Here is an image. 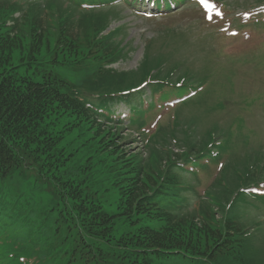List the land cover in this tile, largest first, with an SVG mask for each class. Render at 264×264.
I'll return each instance as SVG.
<instances>
[{"label": "rangeland", "instance_id": "obj_1", "mask_svg": "<svg viewBox=\"0 0 264 264\" xmlns=\"http://www.w3.org/2000/svg\"><path fill=\"white\" fill-rule=\"evenodd\" d=\"M40 1L20 0L13 17L43 15L52 36L57 22L72 23L78 38L74 61L91 45L90 27L106 20L101 35L118 32L109 38L115 47L124 46V53L108 66L112 77L99 78L97 68L89 63L76 70L59 69L84 101L98 105L112 98L116 102L103 109L106 115L94 123L100 128L81 121L73 126L69 113L58 116L52 148L58 164L48 167L52 160L46 157L39 162L27 157L0 182V196L6 201L0 207L23 208L16 222L7 226L3 225L6 216H0V264H9L7 255L18 251L12 245L19 247L24 259L35 257L41 264H134L124 260L128 252L123 255V249H128L138 226L159 223L136 214L128 219L119 212L115 182L130 166H140L157 182L163 174L177 175V185L163 204L193 230L217 233L226 220L239 224L235 237L240 249L233 245L214 258L149 252L148 264H244L242 257L248 264H264V0H209V12L199 0H177L167 10L146 8L142 0H128L130 4L80 0L78 6L74 0ZM51 55V50L42 49L38 57L61 60L62 55ZM12 60H18L17 53ZM153 68L154 84L148 85L144 78ZM163 78L166 84L156 82ZM136 84L143 88L136 94L143 92L145 110L133 114L116 94L130 93L136 87H129ZM60 181L65 184L59 185ZM68 192L76 199L68 200ZM77 203L86 208L85 216H111L99 228L101 239H84L95 251L99 248L97 262L85 261L84 253L74 257L68 237L56 255L54 246L47 249L54 238L65 235L61 230L71 223L68 215H76ZM15 218L13 212L7 215L9 220ZM34 222L42 226L31 250L24 248L25 239L20 243L18 238L27 237L30 232L23 234ZM82 232L80 225L68 228L74 236ZM16 258L20 261L12 253L10 261ZM26 264L38 261L30 259Z\"/></svg>", "mask_w": 264, "mask_h": 264}, {"label": "trees", "instance_id": "obj_2", "mask_svg": "<svg viewBox=\"0 0 264 264\" xmlns=\"http://www.w3.org/2000/svg\"><path fill=\"white\" fill-rule=\"evenodd\" d=\"M19 1L0 0V182L6 179L14 168L21 166L27 157H31L38 162L42 161V157H46L49 161L52 160L48 167L58 164L55 159L56 153H52V148L57 140L54 119L62 116L61 114L69 113L68 117L72 119L73 126L77 121H81V124L84 122L89 126H101L100 124H94L97 122V115H99L97 108L94 104L81 98L79 89L73 82L61 75L59 69L64 67L76 70L81 67V64L89 63L97 68L96 75L99 78L108 75L112 77L113 71L111 68H106L105 65H109L114 58L120 57L124 53V46L119 44L115 47L113 45L115 42L109 38L118 32L111 31L108 35H101L103 29L105 30L104 24L108 23V20H106L99 26L93 24L90 27L89 34L93 36L91 45L85 55L74 61L73 55L76 52L78 41L74 25L65 20L59 21L52 36L46 30L43 15L13 17L12 14L16 12V7L20 5ZM176 1L173 0L174 3ZM73 4L78 6L79 1L74 0ZM19 9L22 10L20 6ZM24 26L25 29H23ZM97 34L102 38L97 39ZM50 43L53 45L52 48ZM42 49L45 52L51 50L52 57L59 58L62 55L61 60L40 59L38 56ZM13 53L18 54V60L15 63L12 60ZM146 55L152 54L147 52ZM154 70L156 71V68H153L151 74L147 76L146 71L145 74L143 73L146 76L144 81L154 84L150 82L155 80L153 77ZM173 70H177V68ZM168 74L172 73L169 72ZM165 80L167 79L163 78L162 81L156 82L165 84L167 82ZM139 85L136 84L129 88L138 87ZM102 87V83L98 85V88ZM106 100L103 99L102 106L105 105ZM124 100L131 103L132 99L124 97ZM56 171H58V168ZM121 173L117 184L115 182L121 200L119 202L121 215L131 219L136 214L140 219L143 217L149 218V220L159 223L158 227L147 224L137 227L136 233L130 239L129 245L126 246L128 249H123V255L128 252L127 258L124 256V260L128 259L129 262L134 264H148L147 253L149 252L153 255L182 252L194 257L210 256L214 258L213 255L220 253L222 249H229L233 245H236L238 249L241 248L242 244L238 237H235L240 233L237 229L239 224L234 220H226L223 231L217 232L218 234L210 232L208 229L193 230L187 223L182 224L179 221L180 219H177V215L163 204V200L168 195H172L170 187H173L176 182L175 174H163L162 179L157 182L153 175H149L140 166H130ZM64 184V181L59 182V185ZM66 198L68 200L76 199L70 192L66 194ZM4 202L6 204V201ZM76 206L73 209L76 215H68L71 223H65L63 225L65 228L61 230L65 235L58 236L57 239L53 237L54 240L46 245L47 249L54 246L53 250L57 251L53 255H56L59 248L63 249L61 243L68 237L71 253L74 254V257L76 255L82 256V253H84L87 257L85 261L97 262L99 248L97 247L95 251L92 246H87L84 239L86 237L92 240L101 239L102 233L99 234V228L107 225L111 216L105 213H97V217L92 214L85 216L86 208L80 203H77ZM22 211L23 208L21 207L12 209L9 205L0 207V216L3 214L6 216L3 225L7 226L8 222L11 221L15 223ZM12 212L13 218L16 217L15 220L7 219V215ZM97 212L99 211L97 210ZM84 216L87 220L83 219ZM182 220L184 219L182 218ZM36 223L37 226H35ZM69 224L74 227L80 225V229L84 230L82 235L74 236L68 233ZM41 226L39 222H34L23 234L26 235L30 232L27 237L23 238L22 236V239H25L24 248L32 250V246L37 240L34 235L40 233L38 231ZM92 227L93 230H90ZM209 232L211 233L210 237L208 241H205ZM202 241L204 242L202 243ZM17 249L19 251V247ZM209 250L211 253L208 252ZM18 251L8 254L11 257L14 253L20 258V261L17 258L13 260L16 264H26L30 259H36L38 264H41L39 259L35 257L24 259V256ZM51 257L47 256V258ZM240 260L244 264H248L243 257Z\"/></svg>", "mask_w": 264, "mask_h": 264}]
</instances>
